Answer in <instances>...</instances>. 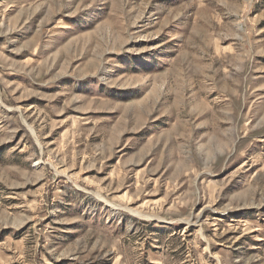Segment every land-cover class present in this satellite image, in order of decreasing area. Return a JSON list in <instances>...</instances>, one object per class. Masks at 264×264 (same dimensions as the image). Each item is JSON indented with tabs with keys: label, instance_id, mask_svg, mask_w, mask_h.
I'll list each match as a JSON object with an SVG mask.
<instances>
[{
	"label": "rangeland",
	"instance_id": "rangeland-1",
	"mask_svg": "<svg viewBox=\"0 0 264 264\" xmlns=\"http://www.w3.org/2000/svg\"><path fill=\"white\" fill-rule=\"evenodd\" d=\"M0 264H264V0H0Z\"/></svg>",
	"mask_w": 264,
	"mask_h": 264
}]
</instances>
